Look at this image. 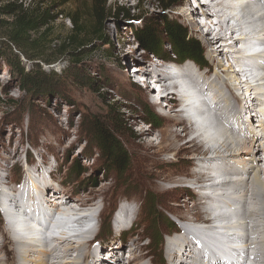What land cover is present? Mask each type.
Instances as JSON below:
<instances>
[{
    "label": "rangeland",
    "instance_id": "374dc122",
    "mask_svg": "<svg viewBox=\"0 0 264 264\" xmlns=\"http://www.w3.org/2000/svg\"><path fill=\"white\" fill-rule=\"evenodd\" d=\"M200 1L193 0L192 4H188L186 0H179L177 6L164 9L159 0H107L108 7H117L129 14L128 18L110 15L105 22V33L110 37L112 47L103 45L100 51H94L89 46L83 49L80 63L50 49L56 52L51 63L40 62L39 66L44 72H55L59 77L50 80L59 94H27L17 87V80L10 79L5 59L6 40L0 28V174L5 175L6 184L12 183L16 188L22 183L26 170L33 171L39 178L43 173L46 180L44 190L49 187L53 195L64 191L63 194L70 197L69 202L78 201L76 197L82 199L83 206L73 204L75 209L83 210L95 204L100 215L96 216L99 220L88 233L89 238L92 234L95 236L91 250L95 245H108L109 241L112 243L100 252L102 257L106 253L108 256L114 255L112 259L120 260L122 257V263L130 264L131 259H125L128 245L138 238L137 243L147 256L142 259L137 257L133 264H149L151 258L154 264H170L166 256V240L183 232L174 215L186 219L194 218L197 214L202 218L208 217L195 208L191 196L194 190L191 172L196 167L188 156L193 153L184 151L180 159H175L170 151V147H180L193 138L188 120L181 117L177 125L170 124L162 113L173 116L178 112V105L170 109L166 106L168 102L156 93L157 87L153 86L155 90H150V83L135 82L131 75L136 66H142L143 70L146 67L167 70L164 64L167 60L149 55L137 45L132 35L136 27L156 24L163 17L179 21L187 28L190 37L199 41L206 62V66L201 67L208 68L206 47L200 36L204 30L194 22L189 9L204 7L205 4ZM21 2L23 0H0V8ZM90 2L70 0V5L62 9L66 14L78 8L86 19L88 34H91L93 23ZM183 13L191 14L189 20ZM11 18L10 14L0 11V26ZM53 28L57 38L62 41L64 32L70 30L72 24L66 18L58 17ZM58 39L55 45L60 43ZM11 49L16 51L13 46ZM106 49L112 58L104 56ZM21 60L27 69L35 68L23 56ZM138 75L148 73L141 72ZM239 91L241 95L246 93L242 89ZM155 97L156 104L153 102ZM236 98H233L235 103ZM153 113L156 117L150 122ZM94 121L110 123L119 129V136L130 158L125 173L107 169L108 165L103 163L98 149L88 140L85 132ZM141 129H146L148 133L141 135ZM164 130L168 139L157 148L158 133ZM172 131L179 133L177 139H173ZM148 142H152V146ZM195 153L200 156L203 152L198 150ZM50 198V194L44 191L43 200L48 207L52 205ZM152 198L153 204L150 201ZM121 205L125 206L123 211L127 216L129 212L132 213L131 210L137 212L129 218L130 223L125 222L121 230L116 232L113 223ZM199 206L202 207V203ZM2 210L0 204V243H4L6 251L12 252L11 233ZM74 232L75 240L81 242L79 237L83 239V233H78V230ZM119 246L122 247L121 252L114 249ZM136 253L140 255L141 252L137 249ZM3 254L0 256L3 257ZM102 257L95 260V264H106L101 260ZM13 260L12 254L9 255L6 264H14Z\"/></svg>",
    "mask_w": 264,
    "mask_h": 264
},
{
    "label": "bare ground",
    "instance_id": "6f19581e",
    "mask_svg": "<svg viewBox=\"0 0 264 264\" xmlns=\"http://www.w3.org/2000/svg\"><path fill=\"white\" fill-rule=\"evenodd\" d=\"M192 1L186 0L188 4ZM213 1L201 0L207 4L201 7L204 9L189 8L194 22L204 30L200 36L206 47L207 69L192 60L168 71L135 67L137 75L148 73L140 80L150 83V90L157 87L158 96L168 102L166 106L173 109L178 105L176 114L162 113L164 118L174 126L181 117L190 124L193 138L180 147H170V151L175 159L184 151L193 153L188 156L196 167L191 172V196L195 208L208 215L186 219L175 214L183 232L166 240V256L170 264H264V0H216L220 3L216 6ZM183 15L187 20L191 17ZM150 78L154 83L148 82ZM240 89L246 91L243 98L238 95ZM145 130L140 134H147ZM172 132L177 139L179 133ZM157 139L158 148L168 139L165 130ZM198 150L203 152L200 156L195 153ZM41 174L39 178L26 170L16 188L6 184L5 175L0 174V204L14 246L10 252L0 243V254L4 253L0 264H6L11 254L14 264H95L103 248L112 244H98L91 250L95 242L88 233L97 220L96 205L75 209V205L83 206L82 199L69 202L64 191L53 195L49 187L44 190L46 180ZM44 191L50 194V207L43 200ZM124 207L120 206L114 219L116 232L137 212L131 210L127 216ZM77 230L84 235L83 239L79 235L81 242L75 240ZM137 240L128 245L125 259H131L130 264L147 256ZM121 248L114 249L121 252ZM113 256L111 264L122 263ZM148 262L154 264L152 258Z\"/></svg>",
    "mask_w": 264,
    "mask_h": 264
},
{
    "label": "trees",
    "instance_id": "16d2710c",
    "mask_svg": "<svg viewBox=\"0 0 264 264\" xmlns=\"http://www.w3.org/2000/svg\"><path fill=\"white\" fill-rule=\"evenodd\" d=\"M159 1L162 2L164 9L173 8L179 3V0ZM69 5L70 0H23L19 4L12 3L0 8V11L12 17L9 22L0 26L6 40V65L9 68L10 79L15 78L17 87L24 93L59 94L55 92L57 89L55 90L56 87L50 82L51 78L59 77L55 72L50 74L44 72L39 66L40 62L51 63L57 52L71 61L80 63L83 49L90 46L91 50L100 51L103 45L112 47V41L105 33V22L110 15L129 17L128 13L117 7H108L107 0H91L93 23L91 34H88L86 19L78 8L72 13L63 12L62 9ZM58 17L66 18L72 24V28L64 32L62 41L57 38L53 28V23ZM132 35L137 40V45L153 57L183 63L192 60L202 67L206 66L199 41L191 38L187 28L177 20L163 17L156 24L136 27ZM57 39L60 43L55 45ZM11 46L15 47L16 51L12 50ZM50 49L55 50V54ZM21 56L31 61L35 68L27 69L22 64ZM104 56L112 58L108 49L105 50ZM155 117L154 113L151 114L149 121ZM85 133L88 140L98 149L103 163L108 165L107 169L112 168L118 173H125L130 158L119 136V129L110 123L94 121ZM150 201L153 204V198ZM101 260L110 263L111 257L105 254ZM120 260L123 262L122 257Z\"/></svg>",
    "mask_w": 264,
    "mask_h": 264
}]
</instances>
